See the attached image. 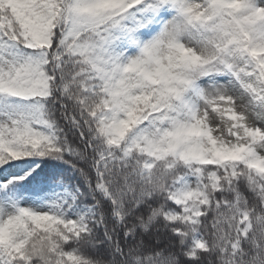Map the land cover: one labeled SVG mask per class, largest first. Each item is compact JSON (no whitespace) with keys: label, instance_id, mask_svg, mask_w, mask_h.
<instances>
[{"label":"snow or ice","instance_id":"obj_1","mask_svg":"<svg viewBox=\"0 0 264 264\" xmlns=\"http://www.w3.org/2000/svg\"><path fill=\"white\" fill-rule=\"evenodd\" d=\"M0 264H264V0H0Z\"/></svg>","mask_w":264,"mask_h":264}]
</instances>
